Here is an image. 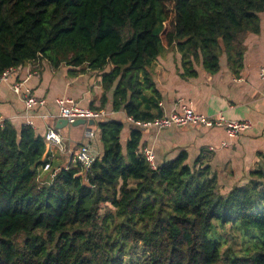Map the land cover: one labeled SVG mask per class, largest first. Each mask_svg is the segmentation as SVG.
<instances>
[{
  "label": "trees",
  "instance_id": "trees-1",
  "mask_svg": "<svg viewBox=\"0 0 264 264\" xmlns=\"http://www.w3.org/2000/svg\"><path fill=\"white\" fill-rule=\"evenodd\" d=\"M263 23L264 0H0V77L44 62L100 72L104 93L91 108L105 110L113 91L112 110L126 115L96 122L102 153L89 167L77 147L67 167L49 162L46 181L45 135L0 122V264H126L136 245L147 253L138 264H217L210 233L232 218L264 237L263 171L224 192L204 154L153 168L136 124L165 115L155 80L164 53L180 56L184 80L200 65L217 74L224 57L239 76ZM220 263L264 264V242Z\"/></svg>",
  "mask_w": 264,
  "mask_h": 264
},
{
  "label": "crops",
  "instance_id": "crops-1",
  "mask_svg": "<svg viewBox=\"0 0 264 264\" xmlns=\"http://www.w3.org/2000/svg\"><path fill=\"white\" fill-rule=\"evenodd\" d=\"M244 66L239 76L229 71L226 57L221 60V70L209 75L200 65L198 77L184 80L180 76V56L166 52L155 62V80L163 94L161 107L169 115L182 105L207 116L223 114L233 121H250L252 128L236 139H229L223 128L172 127L166 130L147 129L144 133L146 146L156 157V163L173 160L182 152H188L191 162L204 154L212 171L217 174L219 184L231 188L227 181H246L251 172H264V84L260 72L264 68V23L260 34H251L246 43ZM85 68V67H84ZM74 70V69H73ZM80 70V69H78ZM109 71V70H108ZM21 84L22 91L31 90L46 105L28 110L22 94L13 86ZM102 73L87 70L86 73L71 72L69 67L54 71L47 62L40 72L30 65L14 69L7 81L0 82V122L11 121L18 129L33 122V128L45 135L49 126H56L59 108L56 100L73 99L82 108L100 106L103 96ZM109 104L105 108L106 118L125 121L124 112L112 110L113 91L108 93ZM92 109V108H91ZM126 122V121H125ZM95 132L94 139L88 132ZM60 133L61 148L47 149L43 159L54 162L55 167H67L77 147L90 144L99 155L102 147L96 128L90 126H66ZM129 134L126 131L124 139ZM224 142L228 147L221 148ZM210 147L218 148L210 152ZM50 171L42 170L41 179L46 181Z\"/></svg>",
  "mask_w": 264,
  "mask_h": 264
},
{
  "label": "built area",
  "instance_id": "built-area-1",
  "mask_svg": "<svg viewBox=\"0 0 264 264\" xmlns=\"http://www.w3.org/2000/svg\"><path fill=\"white\" fill-rule=\"evenodd\" d=\"M14 69L6 71L0 82L7 81ZM261 81L264 84V68L260 72ZM16 93L22 94L24 102L28 110L38 109L46 105V100L43 98L36 97L31 90L22 91L21 84L17 83L13 86ZM59 108V115L57 118L68 120L69 124L76 122L77 120L88 121H99L102 120L106 114L104 111H95L91 108L80 107L73 99L62 98L56 100ZM128 121L134 122L133 119L129 118ZM136 124L144 130L147 129H158L166 130L172 127L184 128V127H201V128H223L229 139H236L243 133L247 132L252 128L250 121H233L225 118L223 114L217 116H207L196 112L190 105H182L177 108L174 112L169 115H164L162 118H157L154 121L149 122H136ZM30 126H33V122H29ZM88 137L94 139L95 132L90 130ZM45 143L49 151L51 148H61L63 144V137L60 130L56 126H49L45 133ZM228 147V143L224 142L221 148ZM218 148L210 147V152H216ZM143 156L148 160L153 168H156V157L151 149L145 148L143 150ZM96 159V150H94L90 144L83 145L80 152L78 153L77 160L89 167ZM44 165L43 171L48 172L51 169V163Z\"/></svg>",
  "mask_w": 264,
  "mask_h": 264
},
{
  "label": "rangeland",
  "instance_id": "rangeland-1",
  "mask_svg": "<svg viewBox=\"0 0 264 264\" xmlns=\"http://www.w3.org/2000/svg\"><path fill=\"white\" fill-rule=\"evenodd\" d=\"M94 128L95 126H93V129ZM246 181L243 178L240 182L237 183H233L232 181H227V183L231 185L230 187H232ZM220 186L223 187L224 192L228 190L226 189V187H224V185ZM260 208H264V206H260ZM222 224L223 221H216L215 228L210 233V237L213 240L219 241L221 243L220 245L222 257L217 264H221L220 262H222L225 252H235L241 254L244 252L254 251L261 246L262 242H264V237L259 232L252 229H245L244 227H242L240 221L236 218H232V220L225 222L224 225ZM146 255L147 253L143 249V247H141L140 245H136L129 252L128 256L125 259V263L138 264L141 260L144 259Z\"/></svg>",
  "mask_w": 264,
  "mask_h": 264
},
{
  "label": "water",
  "instance_id": "water-1",
  "mask_svg": "<svg viewBox=\"0 0 264 264\" xmlns=\"http://www.w3.org/2000/svg\"><path fill=\"white\" fill-rule=\"evenodd\" d=\"M96 122L91 120V121H86V120H77L76 122H73L72 124H69L68 120L65 119H60L56 125V128L59 130H62L68 125H71L73 127H78V126H90L93 127L95 126Z\"/></svg>",
  "mask_w": 264,
  "mask_h": 264
}]
</instances>
